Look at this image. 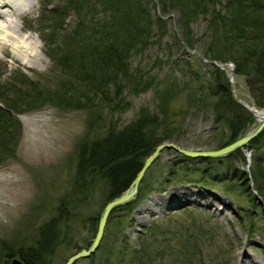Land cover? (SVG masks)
<instances>
[{"label":"trees","instance_id":"obj_1","mask_svg":"<svg viewBox=\"0 0 264 264\" xmlns=\"http://www.w3.org/2000/svg\"><path fill=\"white\" fill-rule=\"evenodd\" d=\"M57 1V5L44 8L41 16L45 21L42 28L49 30L52 26L53 30L50 36L46 31L43 37L45 52L61 77L51 88L35 80L23 82L27 78L16 68L13 73L24 79L0 82V164L14 156L21 138L22 124L16 116L19 113L45 104L83 109L88 115L89 131L90 125H101L102 108L110 114L131 106L126 92L137 95L151 89L155 103L153 107L140 106L135 117L119 128L109 121L103 130L94 131L95 126L91 135L85 134L75 147L70 187L62 193L51 215L35 227L27 244L19 242L14 249L11 243L0 239V264H9L14 255L20 256L24 264H55L56 250L70 244L75 225L81 223L94 233L99 212L88 211L97 203L93 202L103 205L124 190L159 142L170 139L186 147L218 148L242 135L254 122L251 113L233 97L226 72L208 61L195 55L179 62L173 60L182 69L181 74L186 75L182 84L170 76L174 67L163 71L166 74L159 78L157 71L149 73L133 65V55L143 52L154 41L162 42L168 28L164 15L177 12L179 37L174 34L173 39L182 50L184 43L190 48L198 47L199 38L192 23L201 15L206 28L200 42L201 53L218 62L231 61L234 74L243 76L253 102L257 106L264 104V0H157L159 11L153 0ZM57 30L64 33L55 38ZM186 69L190 70L188 74ZM182 85H188L190 93L184 104L176 105L173 99ZM207 104L213 121L210 140L183 141L182 119L186 120L192 108ZM263 145L264 128L244 146L252 151V187L262 201V209L264 155L259 151ZM237 154L244 161L242 148L222 157L223 167L231 169V181L225 188L234 190L235 185L245 183L242 189L257 205L258 199L248 191L245 169L230 160ZM204 160L182 156L175 168L178 174L185 175H193L199 169L197 180L205 182L210 175L204 172ZM206 160L219 164L216 159ZM192 161L197 168L186 170ZM146 173L136 200L145 197L150 185L143 183ZM240 175L243 180L238 179ZM181 178L179 175L178 179ZM133 205L132 201L112 209L103 239L96 252L86 258L87 264H205L204 247L211 245L213 233L210 231L207 239L208 231L200 224L182 225L175 231L177 240H173L164 233L163 224L153 223L149 233L139 234L137 246L133 245L124 231ZM119 209L122 214L114 216ZM110 225L116 236L107 230Z\"/></svg>","mask_w":264,"mask_h":264},{"label":"rangeland","instance_id":"obj_2","mask_svg":"<svg viewBox=\"0 0 264 264\" xmlns=\"http://www.w3.org/2000/svg\"><path fill=\"white\" fill-rule=\"evenodd\" d=\"M57 3V0H53L49 6H55ZM45 5L44 0H32L28 12L13 17L15 31L20 28V34H28L36 40V55L34 58L30 55L23 58L20 54L15 55L12 43H2L0 82L14 81L12 78L24 79L19 73H13L16 68H20V72L27 78L23 82L35 80L51 88L56 86V80L61 75L58 69L52 66L43 41L45 32L48 31L47 34L50 36V31H53L52 26L49 30L42 28L45 21L40 15ZM155 5L157 10V4ZM176 17L177 12L172 11L170 16L165 18L168 28L160 44L155 41L150 43L143 52L133 55L131 59L137 68L146 69L149 73L157 71L159 78L166 74L163 71L168 72L174 67L170 76H175L182 84L186 75L181 74L182 69L178 68L179 64L175 62L183 61L189 55H195L199 59L195 51L201 53L203 45L200 42L203 41L206 28L205 20L200 15L192 23V29L199 38L198 47L194 49L195 51L182 50L173 39L174 34L179 37ZM62 33L64 31L57 30L54 37L57 38ZM189 71L186 69L187 74ZM234 87L243 102L253 103L243 76H235ZM189 93L188 85L180 86L176 98L173 99L174 104H184ZM125 94L131 101V106L121 113L110 114L106 108H102L101 125L95 124V127L92 124L89 126V131L88 115L83 109H62L45 104L40 108L16 115L22 124V135L14 156L0 164L1 240L8 245L11 243L14 249L20 244L19 242L24 241L27 244L35 227L51 215L62 193L70 187L76 160L75 147L85 134L91 135L90 130L93 127H95L94 131L103 130L108 126L109 121L119 128L135 117L140 106H154L155 100L151 89L137 95L128 92ZM190 111L185 116L186 120L182 119L185 129L183 141L208 142L213 132L212 115L208 104L197 106ZM249 150L247 147L242 148L244 161L238 157L239 154L237 157H231L230 160L234 161L235 166L245 169L247 181L249 179L248 182L252 184L250 167L246 164ZM259 153L264 155V145ZM222 157L220 156L218 165L215 162H208L205 158L202 166L204 172L210 175V180L199 182L197 180L199 169L194 174L191 172L193 175L187 172L186 175L178 174L175 168L176 162L182 161V155L172 149L163 150L147 170L143 183L150 185L145 197L134 199V205L129 211L130 222L124 230L129 241L137 246L138 235L148 234V229L153 223L163 224L164 233L171 235L173 240H177L178 233L175 231L180 230L182 225L200 224L208 231L207 239L209 232L213 233L211 245L204 247L205 264H254V260L258 264H264V206L262 209L260 205H253V201L242 189L245 183L235 185L234 190L225 188L226 183L231 181V169L226 170L223 167ZM194 168H197V164L192 161L186 170L192 171ZM179 175L181 179H178ZM243 178V175L238 177L240 180ZM192 191L196 194H192ZM153 200L161 206L156 207L155 212L146 208V205ZM93 204L94 208L88 211L99 212L102 203L95 200ZM122 212L123 210L119 209L113 215L118 216ZM107 230L116 236L113 225L108 226ZM92 236L93 232L87 226L81 223L75 225L70 244L67 247L60 245L56 250L55 264H63L69 254L84 247ZM74 264H87V260L81 258Z\"/></svg>","mask_w":264,"mask_h":264},{"label":"water","instance_id":"obj_3","mask_svg":"<svg viewBox=\"0 0 264 264\" xmlns=\"http://www.w3.org/2000/svg\"><path fill=\"white\" fill-rule=\"evenodd\" d=\"M202 58H204L202 56ZM211 63H216L214 60H210ZM227 69V68H226ZM229 73V83L231 87V91L235 96V99L245 108L250 110L252 112L251 107H249L246 103L242 102L238 95L236 94L234 87H233V75L232 70L227 69ZM259 111V117L256 116V114L253 112V116L256 119V124L253 128L246 131L241 136L237 137L236 139L232 140L231 142L218 147V148H191V147H183L174 141L171 140H164L158 143L154 146L152 151L143 159L139 169L133 176V178L130 180L129 184L126 186L124 190H122L119 194L111 197L108 201L105 202L103 205L96 224V229L93 235V238L90 242V244L87 247L80 248L76 250L75 252L71 253L64 261V264H73L76 260L80 258H85L90 256L95 252V250L98 248L99 243L101 242V239L104 234L105 225L107 222L108 215L110 211L116 207L120 206L124 203H127L129 201H132L137 194L138 186L140 184V181L146 172V170L150 167V165L158 158L160 153L165 149H172L175 152L186 156V157H220L222 155H226L228 153H231L235 149H238L245 145L248 141L255 138L261 130L264 128V106L262 109H256ZM220 159V158H219ZM10 264H24L22 258L13 256L10 259Z\"/></svg>","mask_w":264,"mask_h":264},{"label":"bare ground","instance_id":"obj_4","mask_svg":"<svg viewBox=\"0 0 264 264\" xmlns=\"http://www.w3.org/2000/svg\"><path fill=\"white\" fill-rule=\"evenodd\" d=\"M31 2L32 0H0V48L2 47V43H12L13 50L16 53L15 55L20 54L23 58L29 55L34 58L36 55V40L28 34H20V28L15 31L13 17L17 15L20 16V13L23 12L21 10L25 7L28 8L31 5ZM11 32H18V34H11ZM19 34L20 36H18ZM252 110L255 112L256 116L259 117V111L255 110V108H252ZM248 191L253 193L258 199L256 200L258 201L257 205H263L259 195L256 193L255 188H253L251 184L249 185ZM191 193L196 194L194 191ZM159 206L160 204L157 205L155 200H153L146 205V208L151 212H155L154 210ZM143 210H145L144 207ZM253 262L254 264H258L256 260Z\"/></svg>","mask_w":264,"mask_h":264}]
</instances>
